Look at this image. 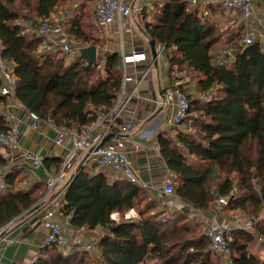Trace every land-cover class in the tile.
<instances>
[{
	"label": "trees",
	"instance_id": "obj_1",
	"mask_svg": "<svg viewBox=\"0 0 264 264\" xmlns=\"http://www.w3.org/2000/svg\"><path fill=\"white\" fill-rule=\"evenodd\" d=\"M73 1L0 0V53L11 64L15 97L28 111L52 118L58 127L85 132L115 104L123 83L121 55L98 56L97 63L82 55L68 60L31 31L53 21L56 9ZM92 6L94 0H85L67 32L83 46L97 48L100 39L85 30L94 25L88 18ZM155 9L151 20L146 18L152 12L144 11L143 29L165 46L168 81L190 100L186 129L157 136L175 195L208 212L228 198L221 210L252 222L250 229L228 231L231 263L264 264V256L252 250L260 241L264 253V51L258 42L242 44L243 28L221 31L187 0H160ZM94 19L98 27L95 12ZM224 35L233 57L219 65L214 51ZM2 85L0 77V90ZM7 102L0 93V131L9 129L1 111ZM62 161L44 159L55 162L57 171ZM8 165L0 146V170L5 169L0 227L18 221L46 193V184H29L19 165ZM162 197L125 178L111 180L106 169L90 173L81 168L60 205L73 227L97 236L95 255L102 264H221L200 224L189 212L166 207ZM132 209L138 216L126 218ZM113 213H120L121 220L112 219ZM95 262L83 250L65 252L46 244L32 264Z\"/></svg>",
	"mask_w": 264,
	"mask_h": 264
},
{
	"label": "built area",
	"instance_id": "obj_2",
	"mask_svg": "<svg viewBox=\"0 0 264 264\" xmlns=\"http://www.w3.org/2000/svg\"><path fill=\"white\" fill-rule=\"evenodd\" d=\"M213 0H187L190 6L209 5ZM264 0H224V4L228 10H238L244 20L250 21L256 18L260 23L257 28L247 27L242 35L241 42L244 46L259 43L264 51V19L259 15L256 9V2ZM85 0H74L63 11H61L53 21H42L33 28V32L37 36L45 37L51 43L53 51L65 53L72 58L81 55L83 46H74L70 39L67 29L68 24L78 14ZM141 10V8H140ZM94 12L98 27L103 30L111 24H117L122 31L124 26L131 25V17L134 12L132 5L128 0H94ZM210 10L204 9V16H207ZM165 49L163 44L157 48L158 55ZM122 69L123 83L121 90L117 94L115 104L105 113H103L97 122L85 132H76L58 127L52 118L45 119L57 129L55 143L59 146H68V154L63 158L62 164L55 174L50 175L46 182L45 200L43 197L37 202L38 207L29 214L27 221L40 222L48 229L46 236V244H56L62 249L69 247H78L83 251L92 252L95 239L84 240L76 236L71 238V234L75 229L70 218L61 210L56 190L65 181L69 170L80 152L86 153L85 162H91L101 168H108L117 175L122 176L126 180L147 186L146 182L139 175L138 170L133 164L128 151L122 145L106 141V137L114 133V139L118 140V134L130 132L134 125L132 118L126 116V107L132 99L139 96V87L141 83L147 79L152 71L153 59L150 54V46L146 45L144 49H132L126 52L122 49ZM233 51L230 48L224 49L218 59L219 65H226L231 61ZM146 62V66H141ZM0 77L3 81L0 93L4 96L11 97L15 94V78L12 73L11 64L5 61L0 53ZM156 108L151 115L160 112L165 118L169 127H178L183 124L189 115L190 100L187 93L177 86H169L164 88L160 97L154 100ZM10 104L5 111L6 119L14 118ZM18 107L25 108L22 103ZM30 117V126L37 129L42 118L37 112L28 111ZM100 128H103L99 131ZM0 146L3 154L8 151L16 152L18 156L25 162H28L33 169H38L43 165L44 158L23 148L19 143V128L17 125H10L7 131H0ZM158 150V148H157ZM3 187V186H1ZM163 193L166 197L175 194V187L172 181L165 182ZM48 195V196H47ZM228 198L220 200L219 209L226 206ZM190 216L199 222L203 229L204 235L210 241V249L218 257L221 264H232V249L228 242V231L234 227L231 221L222 220L218 215L211 216L208 211L194 207L188 204ZM219 214V212H218ZM24 218V216L22 215ZM131 217L127 214V218ZM13 223L10 222L0 227V246L9 245L13 242L10 234L12 232ZM239 228H251L252 222L245 225H237ZM37 257L33 258L36 261ZM0 264H2L0 262ZM97 264H102L98 261Z\"/></svg>",
	"mask_w": 264,
	"mask_h": 264
},
{
	"label": "crops",
	"instance_id": "obj_3",
	"mask_svg": "<svg viewBox=\"0 0 264 264\" xmlns=\"http://www.w3.org/2000/svg\"><path fill=\"white\" fill-rule=\"evenodd\" d=\"M159 1L160 0H128V3L134 8V12L131 17V25L124 26L122 31L119 30L120 28L115 23L107 26L103 30L99 28L102 31V35L98 37L100 42H103L105 46L102 50H99L97 47V53L100 55H106L118 52L123 60L122 49L129 52L132 51V49H144L148 44L150 46L149 41L153 38H150L145 33L143 25L146 20H151L153 18L154 13L156 12L155 4ZM255 5L259 15L264 19V1H257ZM194 8H196L200 15L207 17L209 20L216 23L221 31L230 30L231 32H238L239 28H243V35L247 27L257 28L260 24L256 18H253L250 21L244 20L242 14L238 10H228L224 4V0H213L209 5L201 4L199 6H194ZM205 8L210 10V13L207 16H204L203 14ZM145 10L152 12L151 16L146 18V20L144 16ZM57 15L58 14L54 15V20ZM88 16H90L88 18H90L91 22L95 23L94 6H92V11L90 15L88 14ZM31 31L33 32V28ZM228 40V36L224 35L220 43L216 44V49L214 51L216 61H218L222 51L228 48ZM160 44L162 43L156 40V48H159ZM83 47L87 46L85 45ZM150 54L154 61L151 46ZM163 55L166 56L165 49L158 55L157 65L153 62L154 64L149 79L141 83L139 87V96L132 99V101L127 104L125 114L126 116L132 118L134 125L133 129L130 132L118 134V140L114 139L115 135L112 138H107V136L106 141L111 143L119 142L122 147L128 151V154L138 170L139 175L147 184V186L139 184L140 186L146 188L150 192H157L158 195L163 194L164 196V184L172 178V173L160 153L157 136L160 132L166 131L174 134L176 131L174 129L175 127L168 126L165 118L160 115V112L151 115L154 108H156L154 100L160 97L164 88L172 85L169 83L167 74L165 73L167 72V68L166 71L163 72L159 66V61ZM141 66H146V62H143ZM19 103L21 102L16 99L14 94V96L8 97V102L2 107L1 111L5 115V111L8 106L10 104H14V106L11 107L14 118L10 120L7 119V122L9 127L14 124L18 126L20 145L44 159L49 158L52 160H63V158H65L68 154L69 149L68 146H59L55 143L57 129L45 119L40 121L37 129L31 128V120L28 115V110L26 108L18 107ZM90 128L91 127L86 128L85 131ZM178 128L182 130L186 129L185 124L178 126ZM102 129L103 128H100L99 131ZM4 155L9 159V167L11 165L20 166L23 174H26L28 177L29 184H33L35 182L46 184L50 175L57 172L55 162H43V165L40 168L33 169L31 165L28 162L23 161L16 152L8 151ZM85 157L86 153L84 151L79 153L77 158L74 160L65 181L56 190L59 205L65 188L68 187L69 182L71 183L81 168H85V171L90 173L95 170L106 169L111 180L115 178H123L111 169L101 168L91 162H85ZM4 170L5 169L0 170V179ZM44 199L49 200L50 198L45 197ZM164 201L166 203V207L170 209L189 212L187 203L182 201L175 194L173 196L165 197ZM217 207L215 206L211 211H209L211 216L218 215L219 218L221 216V218L223 217L222 220L231 221L234 227L246 224L240 223L238 220L239 216L237 218H232V216L228 214L222 216L223 214L221 213L225 210L223 211L221 210L222 208L219 209V207ZM127 214L131 217L138 216L135 209L130 210ZM119 216H121L120 213H113L112 219L120 221L117 219ZM191 219L194 220L192 217ZM194 221L197 222L196 220ZM200 226L202 225L200 224ZM47 234L48 229L40 222H29L27 219L18 223L15 221L10 234L13 242L9 245L0 246V262L2 264H32L33 258H38L40 249L46 245ZM76 236H79L84 240L95 239V242L97 238L96 235L88 234L85 229L75 228L71 234V238H75ZM73 249L81 250L80 248L74 246L63 250L68 252ZM95 249L96 243L94 244L91 253L85 252L88 253L91 259L95 258L98 262V256L95 255ZM260 252L261 253H258L261 256L263 251L260 250Z\"/></svg>",
	"mask_w": 264,
	"mask_h": 264
},
{
	"label": "rangeland",
	"instance_id": "obj_4",
	"mask_svg": "<svg viewBox=\"0 0 264 264\" xmlns=\"http://www.w3.org/2000/svg\"><path fill=\"white\" fill-rule=\"evenodd\" d=\"M70 4V3H69ZM69 4H67V6L69 5ZM66 5L65 6H61V7H58L57 9H56V12H58V14L61 12V11H63L64 10V8H66L67 7ZM91 22V21H90ZM93 23V22H92ZM94 25H92L91 24V26H90V28H88V29H85L88 33H90V35H92L94 38L96 37V38H99L98 36H100V35H102L101 33H102V31L99 29V27H97L96 26V24L95 23H93ZM71 35V34H70ZM69 35V37H70V39L72 40V42H73V45L74 46H76V47H78V46H83L85 43L83 42V41H81L80 39H78V38H76L75 36H70ZM104 46H105V44L103 43V42H98V48H99V50H102V49H104ZM54 52H56V54L58 55V56H60V57H67L68 58V60H72L71 58V56H69V55H67V54H65V53H62V52H57V51H54ZM98 56H101V57H103V55H100V54H98ZM167 59H166V56L165 55H163V57L160 59V64H159V66H160V68H161V70L163 71V72H165L166 71V68H167V61H166ZM166 73V72H165ZM170 181H172L171 179H170ZM162 196H163V194H162ZM165 195L162 197L164 200H165ZM219 204H220V202L219 203H216V207L218 206L219 207ZM217 207V208H218ZM224 211V210H223ZM137 212V211H136ZM221 214H223L222 216H225V214L227 215H230V216H232V218H237L238 216V220L240 221V223L241 224H243L244 222L245 223H248L249 221H247L246 220V217H244L242 214L241 215H238V213H232L231 211H228V210H225L223 213H221ZM23 216H24V218L21 216V218H19V220L17 221L16 220V222L18 223V222H21V221H23V220H25V219H27L28 218V216H29V214L27 215V217H26V214L24 213L23 214ZM223 218V217H222ZM221 218V216H220V219H222ZM118 220H121V216H119L118 218H117ZM236 220V219H235ZM14 224V223H13ZM199 230L200 231H202L203 233H204V229H203V227L201 226L200 228H199ZM101 233V231L100 232H97V234H100ZM252 250L254 251V252H259V253H261L260 252V250H261V244H260V241L256 244V245H254L253 247H252ZM262 255L264 256V253H262ZM214 256L215 257H217L215 254H214ZM94 261L96 260L95 258L93 259ZM98 263V262H97ZM96 262H95V264H97ZM101 263V262H100ZM94 264V263H93ZM150 264H159L158 262H155V261H151L150 262Z\"/></svg>",
	"mask_w": 264,
	"mask_h": 264
},
{
	"label": "water",
	"instance_id": "obj_5",
	"mask_svg": "<svg viewBox=\"0 0 264 264\" xmlns=\"http://www.w3.org/2000/svg\"><path fill=\"white\" fill-rule=\"evenodd\" d=\"M150 46H151V50H152V54H153V58H154V63L155 65H157V57H158V52H157V48H156V40L155 39H150ZM81 55L84 56L89 62L91 63H97L98 61V53H97V48L95 46H87V47H83L81 48ZM115 134L111 133L108 135L107 138H112ZM70 184V182H69ZM38 207V205H34L32 208H30L29 211H32L34 209H36Z\"/></svg>",
	"mask_w": 264,
	"mask_h": 264
}]
</instances>
